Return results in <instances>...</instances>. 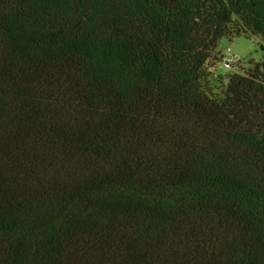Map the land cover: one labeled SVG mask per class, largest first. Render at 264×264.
<instances>
[{
    "label": "trees",
    "instance_id": "trees-1",
    "mask_svg": "<svg viewBox=\"0 0 264 264\" xmlns=\"http://www.w3.org/2000/svg\"><path fill=\"white\" fill-rule=\"evenodd\" d=\"M241 37L264 0H0V264H264Z\"/></svg>",
    "mask_w": 264,
    "mask_h": 264
},
{
    "label": "rangeland",
    "instance_id": "rangeland-1",
    "mask_svg": "<svg viewBox=\"0 0 264 264\" xmlns=\"http://www.w3.org/2000/svg\"><path fill=\"white\" fill-rule=\"evenodd\" d=\"M262 44L263 40L260 37L255 39L241 37L234 39L233 41L224 39L221 43L220 50H222L223 54L224 50L226 51L228 48H230L231 52L229 54V58L232 60V62H236V65L239 64V66L248 69L250 67L251 61L259 63L264 62V50L262 48ZM230 72V69L226 68L224 65H222V63H220V66L218 67L219 74L225 76Z\"/></svg>",
    "mask_w": 264,
    "mask_h": 264
},
{
    "label": "built area",
    "instance_id": "built-area-1",
    "mask_svg": "<svg viewBox=\"0 0 264 264\" xmlns=\"http://www.w3.org/2000/svg\"><path fill=\"white\" fill-rule=\"evenodd\" d=\"M231 52V49L228 48L226 51L224 50V53L222 54V65H224L228 69H232L236 62H232V60L229 58V54Z\"/></svg>",
    "mask_w": 264,
    "mask_h": 264
}]
</instances>
